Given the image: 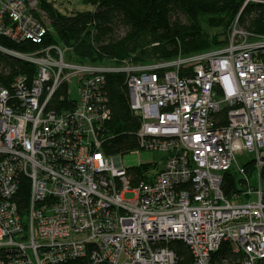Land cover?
<instances>
[{
	"label": "built area",
	"instance_id": "2783aa9c",
	"mask_svg": "<svg viewBox=\"0 0 264 264\" xmlns=\"http://www.w3.org/2000/svg\"><path fill=\"white\" fill-rule=\"evenodd\" d=\"M45 17L40 0H0V33L14 40L41 42ZM7 52L36 72L0 84V264H177L172 240L196 264H218L227 241L235 264H264V34L238 15L226 44L150 63L70 61L58 43ZM112 72L127 76L137 149L162 152L160 167L137 173L104 150ZM62 84L75 105L47 110Z\"/></svg>",
	"mask_w": 264,
	"mask_h": 264
},
{
	"label": "trees",
	"instance_id": "16d2710c",
	"mask_svg": "<svg viewBox=\"0 0 264 264\" xmlns=\"http://www.w3.org/2000/svg\"><path fill=\"white\" fill-rule=\"evenodd\" d=\"M65 2L40 0L50 29L39 43L31 39L17 41L0 33V84L13 90L17 76L31 79L36 72L33 63L7 51L36 53L58 43L69 47V54L81 62L150 63L226 44L232 22L238 15L243 28L264 34V3L251 2L243 7V0H83L94 9L64 10L59 5ZM105 77V104L111 110V118L106 123L108 138L103 147L109 155L125 154L139 145L137 133L141 121L131 109L126 73H106ZM67 96L68 86L62 84L47 110L60 112L73 107L75 103ZM152 167L150 163H141L131 168L139 173ZM237 181L233 173L226 174L224 188L228 195L239 190ZM28 192L25 184L15 197L20 209L27 207ZM168 245L178 255L177 264H196L184 241L172 240ZM238 256L227 241L214 254L213 260L225 264V258L227 264H235ZM61 264L85 263L78 259Z\"/></svg>",
	"mask_w": 264,
	"mask_h": 264
},
{
	"label": "rangeland",
	"instance_id": "374dc122",
	"mask_svg": "<svg viewBox=\"0 0 264 264\" xmlns=\"http://www.w3.org/2000/svg\"><path fill=\"white\" fill-rule=\"evenodd\" d=\"M61 6V9L64 10H72V9H79V10H85V9H94V6L92 4H86L83 2V0H66L65 4L59 5ZM58 6V7H59ZM45 21L47 23V25L49 26V19L45 17ZM67 47V46H66ZM68 49H70L69 47H67ZM69 54V52H68ZM68 59L70 61L74 60V61H78L76 60V58L74 56H71L69 54ZM105 63H107V65L109 64L108 61H104ZM102 63V62H99ZM72 96L74 98H78L79 94L77 91V87L76 85H73V92H72ZM162 156L163 153L160 151H156V150H148V149H135L131 152L122 154V163L123 166L126 168H131L134 166H138L141 163H150L152 165H157V166H161L162 164ZM248 157H244V156H240L239 157V161L240 163H244L247 160ZM127 199H133L134 198V194L132 193H128L125 196Z\"/></svg>",
	"mask_w": 264,
	"mask_h": 264
}]
</instances>
